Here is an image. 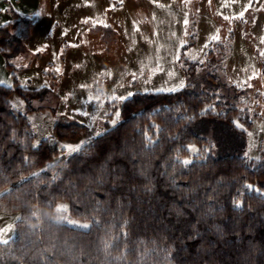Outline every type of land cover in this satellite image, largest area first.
Returning <instances> with one entry per match:
<instances>
[{"label": "trees", "instance_id": "1", "mask_svg": "<svg viewBox=\"0 0 264 264\" xmlns=\"http://www.w3.org/2000/svg\"><path fill=\"white\" fill-rule=\"evenodd\" d=\"M11 15L0 23V53L12 76L11 88L0 84V205L20 216L14 236L0 244V264H264V150L258 158L244 155L246 133L233 123L237 109L228 94L191 82L176 92H135L115 103L121 112L115 126L81 151L61 154L60 141L86 127L57 121L36 143L31 100L47 89L22 87L17 79L22 22ZM218 47L226 57L229 47ZM207 55L212 67L215 52ZM180 60L187 75L197 73L200 62ZM214 66L202 76L217 85L220 65ZM261 70L264 77V58ZM14 94L25 101L23 110L13 107ZM243 120L253 125L248 112ZM203 122L242 147L215 154L210 147L186 166L189 146L209 145L199 132ZM61 203L90 225L60 219Z\"/></svg>", "mask_w": 264, "mask_h": 264}, {"label": "rangeland", "instance_id": "2", "mask_svg": "<svg viewBox=\"0 0 264 264\" xmlns=\"http://www.w3.org/2000/svg\"><path fill=\"white\" fill-rule=\"evenodd\" d=\"M84 2L55 0L53 5L48 0H41L33 19L29 17L19 24L17 33L23 38V45L13 61L17 79L25 87L47 89L44 95L31 100L35 109L29 116L39 136L36 143L52 134L57 121H78L86 127L80 136L59 143L61 154L70 155L62 145L75 146L83 141L85 146L97 136L96 132L103 133L108 125L113 126L111 120L116 118L114 110H117L115 104L109 103L113 95L159 89L168 91L171 87L179 88V82L183 80L184 84L191 82L194 88L228 94L230 106L237 109L233 123L243 125L236 127L246 133L244 155L247 152L250 158L260 157L264 150V77L261 70L264 56L260 55L264 51L261 43L264 39V0H211V3L209 0H190L187 4L184 0ZM250 2L252 6L244 18L235 19ZM110 5L112 10H108ZM120 13L122 17L118 16ZM185 14L187 26L184 25ZM223 16L230 19L224 20ZM34 19H38V25L32 23V27L31 20ZM62 19L66 25H61ZM85 19L89 21L87 24L82 23ZM79 24L81 27L78 28ZM213 35H218L220 40L211 41ZM189 41L194 44L185 49L184 45ZM205 43L209 45L207 48H204ZM218 43L229 47L226 57L218 51ZM209 49L215 52L212 67L207 65ZM180 58L203 60L204 63L196 67L195 75H187L184 68L188 65ZM0 59V80L11 84V71L6 68L1 53ZM88 59L92 60L86 66ZM214 65H220L221 79L217 85L202 76ZM56 68L61 70L60 73L55 71ZM169 72L175 75L169 76ZM224 81L239 85V91ZM81 85L87 87L81 88ZM90 97H99V106L90 101ZM11 100L23 110L25 101L22 98L14 94ZM213 110L216 111L215 107ZM84 111L89 112V116L80 115ZM110 112H113L111 117L108 116ZM247 112L253 121L250 128L243 120ZM206 129L207 123L203 122L199 132L209 139V145L203 149L194 146L195 150L183 160L192 161L208 152L210 147L214 154L232 146L242 147L238 146L240 142L232 143L230 138L223 137L215 125ZM60 205H66L68 210L67 203ZM33 212L38 217V210ZM19 216L18 210H10L4 203L0 205V228L11 226L5 239L14 236ZM59 218L80 227L90 225L88 221L71 218L68 212H59Z\"/></svg>", "mask_w": 264, "mask_h": 264}, {"label": "snow or ice", "instance_id": "3", "mask_svg": "<svg viewBox=\"0 0 264 264\" xmlns=\"http://www.w3.org/2000/svg\"><path fill=\"white\" fill-rule=\"evenodd\" d=\"M121 2H122V0H121ZM184 2H185V4H187V3H190V0H184ZM233 2H235V0H233ZM209 3H211V0H209ZM251 2L247 5V7H245L244 8V10H242V11H240L239 13H238V15L237 16H235L234 18L235 19H243L244 18V16H245V13L251 8ZM108 10H112V6L110 5V7H109V9ZM37 15H39V13H37ZM223 19L224 20H229L230 18H229V16H223ZM89 21H88V19H85V20H83L82 21V23H85V24H87ZM188 19H187V14H185V19H184V25L185 26H187L188 25ZM96 25H95V23L93 24V27H95ZM104 27H109V25H107V24H104ZM187 34V33H186ZM220 40V37L218 36V35H213V36H211V41H219ZM261 43L262 44H264V39H262L261 40ZM73 46H76V45H73ZM209 45L207 44V43H205V45H204V48H207ZM203 50V49H202ZM260 55L261 56H264V51H262L261 53H260ZM192 59H196V57H192ZM200 63H204V61L203 60H200L199 61ZM25 67H26V65H25ZM160 71H163V68H160L159 69ZM45 71H48V69H45ZM55 71L57 72V73H60V69L59 68H56L55 69ZM168 75L169 76H174L175 75V73L174 72H169L168 73ZM133 79H135V74H133ZM5 83V81H3V80H0V84H4ZM9 88H11L12 87V85L11 84H8L7 85ZM185 86V84H184V81L183 80H181L180 82H179V88H183ZM237 86H239V85H237ZM22 87H23V85H22ZM81 88H85V87H87L86 85H81L80 86ZM160 91H163L164 89H159ZM168 91H170V92H176V91H178V88L177 87H171V88H169L168 89ZM134 93L133 92H128L127 93V95H113L112 97H111V99H110V101H109V103H111V104H115L117 101H119V102H121V103H127L130 99H132L133 97H134ZM89 100L90 101H95V102H97L98 103V106H99V97H90L89 98ZM21 103H23V102H21ZM13 107H15V105H13ZM106 114V113H105ZM114 114H115V119H112L111 120V124L113 125V126H115L116 124H117V121H118V119H119V117L121 116V112L120 111H118V110H114ZM80 115H82V116H85V117H87V116H89V112H87V111H84V112H81L80 113ZM93 120H95V117L93 116ZM237 127H243V125H241V124H239V123H237V125H236ZM97 136H100V135H102L103 133H101V132H96L95 133ZM249 135H251V133H249ZM152 141H151V139L149 138V143H151ZM83 146H84V142L83 141H81L80 143H78V144H76L75 146H73V145H71V144H66V145H62V147L69 153V154H73V153H77V152H79V151H81V149L83 148ZM189 150L190 151H194L195 150V148H194V146H189ZM245 156L247 157L248 156V153L246 152L245 153ZM250 158V157H249ZM182 163L184 164V165H190L192 162L190 161V160H188V159H184L183 161H182ZM245 187H247V188H249V189H251L252 188V186L251 185H245ZM150 190V189H149ZM237 206H239V203L237 202ZM57 210H58V212H67V206L66 205H60V206H58L57 207ZM63 216V215H62ZM69 222H72V221H69ZM82 227H84V228H87L88 227V225L87 224H83V225H81ZM9 231H11V226H6V227H4V228H0V244H8V240L7 239H5L4 238V236H5V234L6 233H8Z\"/></svg>", "mask_w": 264, "mask_h": 264}, {"label": "crops", "instance_id": "4", "mask_svg": "<svg viewBox=\"0 0 264 264\" xmlns=\"http://www.w3.org/2000/svg\"><path fill=\"white\" fill-rule=\"evenodd\" d=\"M48 1H50V3L53 4L55 0H48ZM58 1H62V0H58ZM84 1H85L84 3L87 4L91 2L92 0H84ZM40 5H41V0H0V23H6L12 20L13 19V16L11 15L12 11L16 12L17 16L21 19V22L29 20V17L33 19L32 17L34 16L35 12L39 10ZM95 12L96 13L99 12V9ZM120 15L121 13L118 16ZM120 17H122V15ZM32 23L33 24L35 23V25H38V19L37 20L34 19V21L31 20V25L32 27H34ZM63 24L66 25L64 20H63V23H61V25ZM25 27H27L28 29V27L30 26L27 24ZM79 27H81V24L78 25V28ZM90 60L89 59L87 60L86 66L87 64H89Z\"/></svg>", "mask_w": 264, "mask_h": 264}]
</instances>
